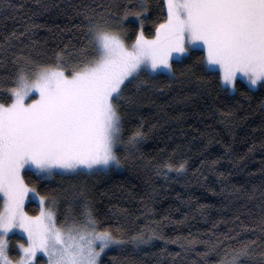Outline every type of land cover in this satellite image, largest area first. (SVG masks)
<instances>
[{"label": "trees", "instance_id": "1", "mask_svg": "<svg viewBox=\"0 0 264 264\" xmlns=\"http://www.w3.org/2000/svg\"><path fill=\"white\" fill-rule=\"evenodd\" d=\"M98 13H115L117 26L124 18L123 34L130 44L141 30L146 38L154 37L166 9L162 0H0V85L11 83L18 56L43 63L63 52L72 62L80 59L85 17ZM203 57L201 50H191L170 62L174 76L157 73L139 90L134 83L125 88L124 97L133 103L120 101L124 139L137 129L143 136L130 151L118 147L119 169L56 173L51 179L23 173L39 196L50 204L55 198L58 224L83 223L91 212L101 230L126 241L141 230L151 235L154 229L163 236L139 249L130 242L108 249L104 264H205L197 255L204 250L202 244L185 254L172 242L179 238L187 246L194 237L224 242L219 254L207 257L208 264H218L227 246L239 247L237 240L225 237L236 233L240 240L257 241L252 247L255 259H261L264 88L252 90L237 81L236 91L221 90L217 76L201 63ZM181 163L184 169L177 171ZM25 212L34 216L39 207L29 201ZM18 242L24 240L8 238L13 260ZM36 264L46 261L38 256Z\"/></svg>", "mask_w": 264, "mask_h": 264}, {"label": "snow or ice", "instance_id": "2", "mask_svg": "<svg viewBox=\"0 0 264 264\" xmlns=\"http://www.w3.org/2000/svg\"><path fill=\"white\" fill-rule=\"evenodd\" d=\"M166 16L156 25L155 36L147 39L141 30L128 44L115 13L88 15L83 24V56L72 62L63 52L50 62H35L18 56L11 83L0 85V264H36L37 254L47 257L46 264H104L103 255L113 247L132 243L139 249L153 239H163L154 229L151 235L141 230L126 241L113 231L101 230L91 212L83 223L58 224L52 209L29 216L23 202L29 192L39 195L25 183L24 174L47 178L56 170L78 173L84 170L107 171L119 167L118 147H136L143 133L137 129L125 141L122 99L125 88L137 90L152 73L174 76L172 53H187L201 47L206 56L201 63L214 66L219 87L237 90L238 78L250 87L264 88V0H162ZM142 10L144 5L141 4ZM129 10L125 9L127 17ZM136 15L139 17L140 13ZM143 21H141L142 25ZM25 31H28L26 28ZM23 35V33H21ZM144 77L145 79H142ZM30 93H38L33 98ZM30 100V102H26ZM165 167L172 168L171 164ZM181 163L177 171L183 170ZM42 205L48 203L39 196ZM55 198L51 204H55ZM21 229L26 242H18L17 259L9 255V233ZM264 234V216L259 222ZM117 228V232H119ZM239 247L227 246L218 264H264V250L255 259L256 240H240L239 233L225 234ZM264 249V236L259 237ZM181 251H195L205 258L219 254L223 241L193 238L187 246L179 238ZM180 256L181 252L175 254ZM198 264V262H194Z\"/></svg>", "mask_w": 264, "mask_h": 264}, {"label": "rangeland", "instance_id": "3", "mask_svg": "<svg viewBox=\"0 0 264 264\" xmlns=\"http://www.w3.org/2000/svg\"><path fill=\"white\" fill-rule=\"evenodd\" d=\"M165 9H166V7H165ZM135 20H136L137 22L139 21L138 18H135ZM154 36H155V35H154ZM152 38H153V37H152ZM152 38H147V39H152ZM130 44H131V43H130ZM191 50H201V51L204 53V57L206 56V53L203 51V49H202L201 47H195V46L190 47L188 52H190ZM188 52H187V53H188ZM187 53H177V52H173V53H172V58H173V59H170V62H171L172 60H180V59L183 58ZM205 67H206L208 70L213 71V67H214V66H206V65H205ZM162 73H163V74H167L166 72H162ZM154 74H157V73H152L151 75H154ZM238 81L244 83L246 86H248V87H249L250 89H252V90H255V89L259 86V85H257V86H255V87H250L249 84H248V82H247V80L244 79V78H238ZM228 92H229V93H232L233 91H232L231 89H229ZM30 96H32L33 98H38V93H30ZM26 102H30V100H27ZM112 168H114V169H119L120 167L113 166ZM84 172L91 173V172H96V171H95V170H91V171H90V170H84ZM56 173H59V174H71V173H74V172H64L63 170H56ZM56 173H55V174H56ZM22 175H23V172H22ZM53 175H54V174H53ZM53 175H52V176H53ZM52 176L47 177V178H42V179H51ZM0 197H2V194H0ZM1 201H2V205H3V200L1 199ZM29 201H33V202H35V203L38 205V207H39V212H38V214H36V215H34V216L39 215L40 212H41L42 210H47V209H49V208L52 209V204H50V203L48 202V203L42 205L41 202H40V199H39V195H36V194H34V193H32V192H29L28 195H27V197L24 199V202H23V210H24V211H25V205H26ZM52 210H53V209H52ZM29 216H30V215H29ZM13 235L19 236L20 238H22V239L24 240V242L27 241V235H26V233H24V232H23L21 229H19V228L14 229L12 233H9V237H10V236H13ZM17 249H18V247H17ZM18 251H19V249H18ZM38 256H41L45 261H47V257L44 256L43 253H38V254H37V257H38Z\"/></svg>", "mask_w": 264, "mask_h": 264}]
</instances>
